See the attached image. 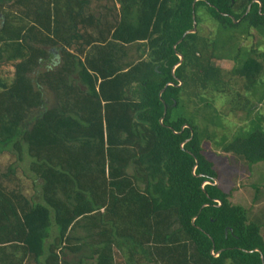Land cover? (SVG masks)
I'll return each instance as SVG.
<instances>
[{
    "label": "trees",
    "instance_id": "obj_1",
    "mask_svg": "<svg viewBox=\"0 0 264 264\" xmlns=\"http://www.w3.org/2000/svg\"><path fill=\"white\" fill-rule=\"evenodd\" d=\"M263 45L264 0H0V264H264L204 155L264 162Z\"/></svg>",
    "mask_w": 264,
    "mask_h": 264
},
{
    "label": "rangeland",
    "instance_id": "obj_2",
    "mask_svg": "<svg viewBox=\"0 0 264 264\" xmlns=\"http://www.w3.org/2000/svg\"><path fill=\"white\" fill-rule=\"evenodd\" d=\"M104 3V2H102ZM205 32H210L213 36H215V40L217 41L218 53L222 56L223 59L215 60L216 63L224 68L225 70H231L234 65H236L233 59H225L228 58L233 51H235L234 43L231 41L227 43V47L221 48V40L225 39L230 32L225 30H220L219 28L212 29L211 25L205 24ZM230 36V35H229ZM257 37H259L257 35ZM254 39L249 37L243 40V44H247L252 46ZM247 48V46H245ZM260 50L264 53V45L259 46ZM223 49V50H222ZM203 107V104H202ZM258 107L264 108V103L260 104ZM204 111L207 109L205 107ZM216 108L220 113H222L226 122H229L230 126H232V122H237V126L241 125V122L238 121V117L241 112H236V116L232 114L227 115L228 110L230 109V104L218 103ZM193 113H198L195 110V106L191 108ZM199 109L201 110V103L199 104ZM211 108L205 112V118L202 122L203 128H211L212 126H217L218 123L213 124L210 120L212 115L209 113ZM199 114V113H198ZM198 116V115H197ZM194 117L197 121L198 117ZM252 119V117H250ZM201 119V117L199 118ZM201 122V120H199ZM236 126V127H237ZM236 127H232L228 130L230 132L236 131ZM251 127V125H250ZM252 128V127H251ZM227 129H223V127L218 126L217 130L218 135L217 138L214 139L220 142L221 137L223 138L224 133L229 132ZM248 127L244 128L243 131H249ZM238 131V130H237ZM206 150L204 155L207 156L210 160H212L215 164V168L219 170V176L217 178V184L223 189L224 192H232V198H230L231 202L234 204H241L245 207L249 212V218L253 221H257L261 227L262 232L264 234V162L257 163L255 165L249 166L243 158L235 156L232 152H226L223 150L222 145H215L210 141L204 142ZM7 157L0 156V175H6L8 173L7 168L10 166L9 161L6 160ZM246 162V163H245ZM10 163H14L13 159H11ZM13 165V164H12ZM16 178H19L23 181V189L30 193L33 191L31 188V183L24 179L21 176V171L16 170L15 172ZM5 182L13 181L14 178L10 175L8 178H1ZM12 186V182L10 183Z\"/></svg>",
    "mask_w": 264,
    "mask_h": 264
},
{
    "label": "water",
    "instance_id": "obj_3",
    "mask_svg": "<svg viewBox=\"0 0 264 264\" xmlns=\"http://www.w3.org/2000/svg\"><path fill=\"white\" fill-rule=\"evenodd\" d=\"M261 5H262V4H261ZM249 9H250V8H249ZM196 27H197V22L194 21V27H193V29L188 30V31L186 32V34L195 32V31H196ZM179 56H180V60L182 61V60H183V56H182V55H179ZM205 183H210V182H209V181L204 182V183L202 184V187H203V185H204ZM216 183H217V179H214V184H216ZM219 204H220V201H219ZM261 258H262V257H261Z\"/></svg>",
    "mask_w": 264,
    "mask_h": 264
}]
</instances>
